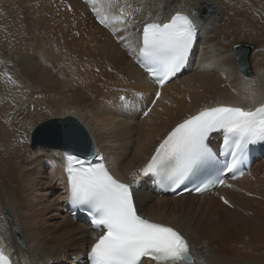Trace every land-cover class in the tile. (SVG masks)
Wrapping results in <instances>:
<instances>
[{"label": "bare ground", "instance_id": "obj_1", "mask_svg": "<svg viewBox=\"0 0 264 264\" xmlns=\"http://www.w3.org/2000/svg\"><path fill=\"white\" fill-rule=\"evenodd\" d=\"M257 1L127 0L132 15L118 22L125 0L111 9L107 0H94L101 16H110L116 41L81 0H0V67L8 68H0V246L16 264H80L99 235L69 215L64 150L32 148L35 121L76 118L97 156L104 153L118 177L133 182L170 130L202 108L264 104V51L249 69L252 53L241 56L248 45L235 39L245 30L264 46V22L255 17L264 21V7ZM176 12L195 17L200 46L191 72L156 100L158 89L137 63L139 36L145 22ZM134 186L139 211L179 230L194 264H264V160L218 196L160 197L149 178Z\"/></svg>", "mask_w": 264, "mask_h": 264}, {"label": "snow or ice", "instance_id": "obj_2", "mask_svg": "<svg viewBox=\"0 0 264 264\" xmlns=\"http://www.w3.org/2000/svg\"><path fill=\"white\" fill-rule=\"evenodd\" d=\"M89 3L93 4V12L100 22L109 26L107 13L101 16L94 0ZM119 4L120 0H107L110 9ZM126 9H131L127 0L114 19L122 22L132 15ZM197 32V25L190 16L180 12L166 21L157 16L143 24L138 55L142 58V66L161 87L185 62ZM155 98H160L159 92ZM252 102L255 103L254 94ZM216 132L224 134L226 159L219 169L220 175L195 188L196 192L207 191L212 183L223 185V173H235L239 169L248 146L264 141V104L254 110L228 104L202 108L167 134L138 170L139 176H150L156 183L178 186L202 166L217 160V153L208 143L210 135ZM63 166L68 202L78 208L86 207L92 224L100 231L90 246V264H194L189 241L180 231L138 214L133 195V186L139 179L136 173H133V183L122 182L104 163L92 165L70 152L63 154ZM224 203L229 201L224 199ZM0 264H13L2 246Z\"/></svg>", "mask_w": 264, "mask_h": 264}, {"label": "water", "instance_id": "obj_3", "mask_svg": "<svg viewBox=\"0 0 264 264\" xmlns=\"http://www.w3.org/2000/svg\"><path fill=\"white\" fill-rule=\"evenodd\" d=\"M216 12L215 7L209 9L202 17L207 18ZM253 51V46H241L239 54L249 60ZM246 67V64H244ZM69 133L71 135H69ZM32 148L37 146H45L49 148H59L66 152H73L82 157H95V144L88 130L84 125L74 117H68L64 120H54L42 123L37 126L31 136ZM6 216L11 218L8 212ZM2 226V218L0 215V229ZM19 240L23 244L21 237ZM194 261V258H193Z\"/></svg>", "mask_w": 264, "mask_h": 264}, {"label": "rangeland", "instance_id": "obj_4", "mask_svg": "<svg viewBox=\"0 0 264 264\" xmlns=\"http://www.w3.org/2000/svg\"><path fill=\"white\" fill-rule=\"evenodd\" d=\"M259 1V2H258ZM257 1V3L259 4V5H261V6H263L264 7V4L261 2V1H263L264 2V0H258ZM250 5L249 4H247V7H249ZM261 10H263V9H261ZM255 16V15H254ZM257 19H259L260 21H262V22H264L263 20H261L262 18H261V15L260 14H257V16H255ZM239 35H237V37H235V39H239L238 40V42L239 43H242V44H245V45H248V46H253V51H252V56H251V62H249V64H250V66H249V69H250V67L253 69V60H252V58L254 59V57H255V55H257V54H259V53H261L262 51H264V46H262V45H260V43L256 40V39H254V40H248V39H253V37H250V36H247V33L245 32V30H241L239 33H238ZM257 53V54H256ZM238 57H239V55H238ZM237 57V59H238V63H239V58ZM0 60H1V58H0ZM239 67V66H238ZM243 67V66H242ZM1 68V70L4 68V67H0ZM4 69H8V68H4ZM3 69V70H4ZM239 69H240V67H239ZM251 69V71H253V73H254V70H252ZM241 70V69H240ZM5 75H6V73H5ZM15 83V82H14ZM4 84L5 85H8L6 82H4ZM10 85H12V89H14L15 91L17 90V92H19L20 91V89H22V88H20L19 86H16L15 84H10ZM0 100H2L3 102L5 101L2 97L0 98ZM1 101V102H2ZM6 102H7V100H6ZM16 105L15 104H13V107H15ZM52 112H53V114L54 113H58V111L57 110H51V111H49V113L50 114H52ZM49 113H47L48 114V116L50 117V114ZM41 115H42V113H41ZM46 120V118H44L43 116H41L39 119H38V122H36L35 121V124H33V125H35V126H38V125H40V124H42L43 122H45V120ZM56 119V118H55ZM40 120V121H39ZM84 124V123H83ZM85 125V124H84ZM85 127L87 128V126L85 125ZM35 128V127H34ZM34 128H32V131H33V129ZM31 138V137H30ZM264 160V158L263 159H261V161H263ZM17 239H19V237L17 236Z\"/></svg>", "mask_w": 264, "mask_h": 264}]
</instances>
